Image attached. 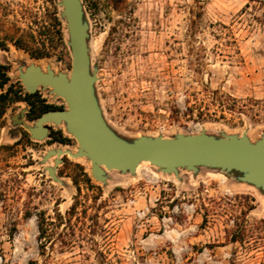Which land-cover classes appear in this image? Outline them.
<instances>
[{"label":"rangeland","instance_id":"374dc122","mask_svg":"<svg viewBox=\"0 0 264 264\" xmlns=\"http://www.w3.org/2000/svg\"><path fill=\"white\" fill-rule=\"evenodd\" d=\"M60 1L0 0V63L23 94L20 67L70 74ZM82 3L96 97L118 135L264 136V0ZM18 38L44 55L17 48ZM34 93L57 109L67 105L50 87ZM30 108L17 101L0 116V264H264L261 189L219 168L176 174L151 162L136 173L106 169L102 181L88 158L69 154L55 178L48 167L56 155L44 156L79 144L64 122L33 138L13 122L22 115L34 127ZM55 133L67 141H54Z\"/></svg>","mask_w":264,"mask_h":264},{"label":"water","instance_id":"95a60500","mask_svg":"<svg viewBox=\"0 0 264 264\" xmlns=\"http://www.w3.org/2000/svg\"><path fill=\"white\" fill-rule=\"evenodd\" d=\"M62 17L66 20L72 51L70 74L54 72L50 66L43 70L40 65L30 63L20 67L19 77L29 93L39 86L50 87L51 92L64 98L65 108L51 109L35 120V126L25 124L24 118H15V124L23 123L33 138L48 134L47 123H62L77 140V152L71 149H51L45 159L56 155L49 173L57 178L55 171L62 155L85 156L91 161V173L97 180L105 181L106 169L136 173L143 160L159 166L163 171L176 174L179 168L197 171L200 166L219 168L236 173L264 192V136L253 142L246 133L215 136L199 134H177L173 137L141 136L127 140L118 135L107 123L99 106L95 82L96 71H91L89 54V24L85 18L82 0H61Z\"/></svg>","mask_w":264,"mask_h":264},{"label":"trees","instance_id":"16d2710c","mask_svg":"<svg viewBox=\"0 0 264 264\" xmlns=\"http://www.w3.org/2000/svg\"><path fill=\"white\" fill-rule=\"evenodd\" d=\"M56 20L58 24H61V21L56 16ZM14 45L17 48L24 49L25 51L29 52L30 55L34 58H40L44 54L41 52H36V50L30 48L25 42H23L22 39H14L12 40ZM0 47L6 48L5 43L0 42ZM8 72V66L0 63V116L5 112V110L9 107L10 104L17 102V101H27L30 105V111L28 113V118L33 120L38 118L42 113H44L47 110L51 109H57L58 106L52 105V104H46L44 103L43 99H40L37 93H26L23 94L21 89L16 87L14 83L10 82V78L7 74ZM9 83L8 87L6 85ZM27 133V132H26ZM53 137L54 141L59 142H65L67 141V138H64L61 133L57 135V133L54 134ZM87 175V181L90 182L91 178ZM75 205L72 206L74 208ZM38 227H39V238H43L47 232L46 227V218L44 215L38 216Z\"/></svg>","mask_w":264,"mask_h":264},{"label":"bare ground","instance_id":"6f19581e","mask_svg":"<svg viewBox=\"0 0 264 264\" xmlns=\"http://www.w3.org/2000/svg\"><path fill=\"white\" fill-rule=\"evenodd\" d=\"M27 62H29V60H27ZM16 65V64H15ZM12 71L14 72V73H18V66L16 65V66H14L13 67V69H12ZM63 150H66L65 148L63 149ZM70 155V154H69ZM150 161H148V160H143L140 164H147V163H149ZM139 168H140V165L137 167V170H139Z\"/></svg>","mask_w":264,"mask_h":264}]
</instances>
